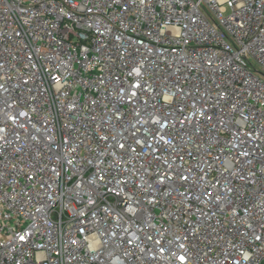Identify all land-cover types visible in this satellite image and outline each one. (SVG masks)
I'll use <instances>...</instances> for the list:
<instances>
[{
	"label": "built area",
	"instance_id": "built-area-1",
	"mask_svg": "<svg viewBox=\"0 0 264 264\" xmlns=\"http://www.w3.org/2000/svg\"><path fill=\"white\" fill-rule=\"evenodd\" d=\"M0 264H264V0H0Z\"/></svg>",
	"mask_w": 264,
	"mask_h": 264
},
{
	"label": "snow or ice",
	"instance_id": "snow-or-ice-1",
	"mask_svg": "<svg viewBox=\"0 0 264 264\" xmlns=\"http://www.w3.org/2000/svg\"><path fill=\"white\" fill-rule=\"evenodd\" d=\"M21 239H23V237H21Z\"/></svg>",
	"mask_w": 264,
	"mask_h": 264
}]
</instances>
